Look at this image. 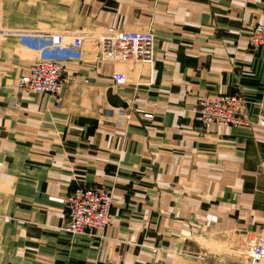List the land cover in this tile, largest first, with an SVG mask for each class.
<instances>
[{
    "label": "crops",
    "instance_id": "crops-1",
    "mask_svg": "<svg viewBox=\"0 0 264 264\" xmlns=\"http://www.w3.org/2000/svg\"><path fill=\"white\" fill-rule=\"evenodd\" d=\"M259 22L264 0H0V30L152 36L150 66L100 62L88 41L59 56L56 99L15 92L33 60L0 43V264H245L241 237L264 232V47L246 39ZM113 71L128 118L105 100ZM224 92L245 122L201 130L197 99ZM92 184L110 191L109 225L65 232L64 197Z\"/></svg>",
    "mask_w": 264,
    "mask_h": 264
},
{
    "label": "built area",
    "instance_id": "built-area-1",
    "mask_svg": "<svg viewBox=\"0 0 264 264\" xmlns=\"http://www.w3.org/2000/svg\"><path fill=\"white\" fill-rule=\"evenodd\" d=\"M250 48L264 47V22L255 23L247 34ZM15 41L21 49L29 52L33 60L28 71L13 81L15 92L29 91L35 95H46L56 99L63 86L62 62L59 56L82 55L85 41L92 42L96 59L110 63H152V36L148 30L106 28L88 31H45L0 30V43ZM111 88L127 84L121 71L110 75ZM120 116L128 118L124 109L117 108ZM195 118L201 130L212 125L237 126L245 122L244 100L237 92L201 96L194 105ZM150 117V114H143ZM263 127L264 120L256 119ZM66 212L64 231L67 233L86 232L96 235L110 223L111 194L108 189L92 184L78 187L63 199ZM209 241L216 248L231 249V236L225 234L224 241L210 233ZM235 251L244 258L245 264H264V232L245 233Z\"/></svg>",
    "mask_w": 264,
    "mask_h": 264
},
{
    "label": "water",
    "instance_id": "water-1",
    "mask_svg": "<svg viewBox=\"0 0 264 264\" xmlns=\"http://www.w3.org/2000/svg\"><path fill=\"white\" fill-rule=\"evenodd\" d=\"M105 100L107 104L112 108L125 109L127 107L126 102L120 99L115 93H113L111 87H108L105 90Z\"/></svg>",
    "mask_w": 264,
    "mask_h": 264
},
{
    "label": "rangeland",
    "instance_id": "rangeland-1",
    "mask_svg": "<svg viewBox=\"0 0 264 264\" xmlns=\"http://www.w3.org/2000/svg\"><path fill=\"white\" fill-rule=\"evenodd\" d=\"M258 232V231H257ZM260 233H262V232H260ZM210 247H212L215 251L217 250V251H226L227 249H224V248H222V247H218L217 249H215V246L214 245H210ZM228 251H230V250H228ZM238 253V252H237Z\"/></svg>",
    "mask_w": 264,
    "mask_h": 264
},
{
    "label": "bare ground",
    "instance_id": "bare-ground-1",
    "mask_svg": "<svg viewBox=\"0 0 264 264\" xmlns=\"http://www.w3.org/2000/svg\"><path fill=\"white\" fill-rule=\"evenodd\" d=\"M240 126V125H239Z\"/></svg>",
    "mask_w": 264,
    "mask_h": 264
}]
</instances>
